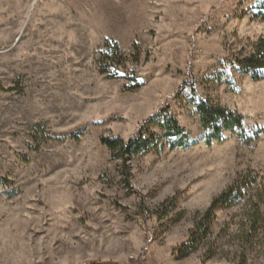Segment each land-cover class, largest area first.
Segmentation results:
<instances>
[{
	"label": "rangeland",
	"instance_id": "rangeland-1",
	"mask_svg": "<svg viewBox=\"0 0 264 264\" xmlns=\"http://www.w3.org/2000/svg\"><path fill=\"white\" fill-rule=\"evenodd\" d=\"M256 50L264 0H0V264H264Z\"/></svg>",
	"mask_w": 264,
	"mask_h": 264
},
{
	"label": "trees",
	"instance_id": "trees-1",
	"mask_svg": "<svg viewBox=\"0 0 264 264\" xmlns=\"http://www.w3.org/2000/svg\"><path fill=\"white\" fill-rule=\"evenodd\" d=\"M243 67L244 70L249 72L253 78L260 77L259 72L261 69H264V52L262 50H256L255 54H252L249 57H245L243 59ZM200 113L202 116L201 119L203 123H205V127H208L207 125L211 123L216 124L220 122L222 120L221 117L224 116L223 112L220 109H211L209 107L203 108ZM231 121H234L235 124L239 123L238 118L232 117ZM231 123H226L225 126H230L232 125ZM163 126L168 129L167 134L173 135L174 137L181 136L180 140L174 141L172 143V148L176 146L186 147L189 145L188 135L183 132V129L179 127L175 119L167 118ZM219 129L220 126H213L212 132L208 137L210 138L211 136H218ZM152 136L153 137L151 139H154L155 143H157L159 137L154 135ZM109 145H111L112 147H119V149L121 150V154L123 155H130L131 153L139 151H149L150 148L153 146V143H150V140H147V138H142L141 136H138L136 140L130 139L127 143H123L121 140H119L117 142H110ZM262 224L264 225V218L262 219Z\"/></svg>",
	"mask_w": 264,
	"mask_h": 264
}]
</instances>
